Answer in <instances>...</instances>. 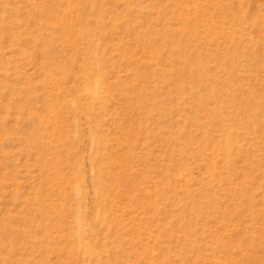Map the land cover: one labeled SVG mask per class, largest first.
<instances>
[{"label": "rangeland", "instance_id": "374dc122", "mask_svg": "<svg viewBox=\"0 0 264 264\" xmlns=\"http://www.w3.org/2000/svg\"><path fill=\"white\" fill-rule=\"evenodd\" d=\"M0 264H264V0H0Z\"/></svg>", "mask_w": 264, "mask_h": 264}]
</instances>
